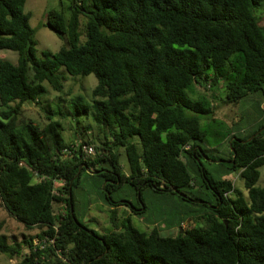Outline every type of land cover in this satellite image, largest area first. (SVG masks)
Wrapping results in <instances>:
<instances>
[{"label": "trees", "instance_id": "1", "mask_svg": "<svg viewBox=\"0 0 264 264\" xmlns=\"http://www.w3.org/2000/svg\"><path fill=\"white\" fill-rule=\"evenodd\" d=\"M66 1L46 24L66 45L40 60L26 0H0V50L18 55L17 64L0 59V199L27 230H40L21 243L0 235V253L16 264H264V130L257 134L264 97L256 109L261 121L229 136L225 153L208 147L201 129L200 117L216 108L206 96H190L209 82L223 84L226 105L264 96V27L256 14L264 0ZM62 68L97 79L92 104L79 96L73 106L81 115L94 111L98 134L83 126L78 137L88 139L75 144L53 121L57 111L48 110L44 126L23 116L24 105L47 95L46 84L64 92ZM94 144L95 157L86 156L84 147ZM210 161L218 163L215 172ZM81 165L88 168L75 178ZM83 177L96 189L89 196L110 208L111 232L99 234L78 218ZM125 187L139 206L119 195ZM146 194L174 204L177 236L119 224L120 208L148 211ZM56 205L67 207L62 220ZM187 221L195 226L183 231ZM47 235L56 237V249L34 250L33 240Z\"/></svg>", "mask_w": 264, "mask_h": 264}, {"label": "rangeland", "instance_id": "2", "mask_svg": "<svg viewBox=\"0 0 264 264\" xmlns=\"http://www.w3.org/2000/svg\"><path fill=\"white\" fill-rule=\"evenodd\" d=\"M69 3L63 0H26L25 12L30 14V24L35 30V38L37 41L36 57L38 59H44V52H59L66 42L60 39L47 24V14L51 10H64L67 9ZM261 15V25L264 27V5L256 10V14ZM0 59L10 61L14 64L18 62V55L12 51L0 50ZM66 77L65 89L63 93H56L52 91L49 86L47 95L41 100L39 105L26 104L23 107V116L32 120L39 126H44L48 123L47 116L50 114L48 110L57 111L60 113L58 116L53 117L54 122L62 124L64 131L62 132L65 141L68 144H75L82 139H88L87 135L78 137L83 133L82 127L86 125L92 126L93 130L89 136H97L98 129L95 126L94 111L91 110L88 115L79 114L76 112L73 106L75 98L81 96L86 100L87 104H92V92L97 86V79L94 75H90L86 78L69 76L64 68L61 69L60 74ZM209 82L207 89L199 86L195 87L193 95L190 96L194 99L201 96H206L207 100L213 105L215 115L213 117L201 116V129L206 137V145L211 148H218L223 152H227L229 149L228 137L234 132L238 133L240 128H245L250 123V118L257 114L255 101L257 99H263V94H254L242 101L239 106L226 105L220 101L221 97H224L222 92L223 84H219L215 87H211ZM210 86V87H209ZM251 114V115H249ZM96 144H94V147ZM121 166L124 171H127V157L125 153L120 151ZM95 156H92L94 158ZM207 169L211 172H215L219 169L216 162H205ZM261 178L258 183L259 187H264V166L260 168ZM232 178L236 177L232 176ZM82 188L84 193L80 194V202L77 207V216L80 221L87 225L90 229L95 230L99 234L111 232L112 224L110 220L111 211L110 208L100 201L96 194V189L93 188V181L82 179ZM243 184L238 179V185ZM90 188L92 189V195L89 196ZM81 192V191H79ZM131 190L129 187L122 188L119 192L120 196H126L129 200L133 201L136 206L139 204L131 196ZM117 199L118 196L114 195ZM146 204L149 207L148 211L143 215H137L133 212L132 208L119 209V224L128 223V220L140 231L149 232L154 227H157L161 231L163 237H175L179 232L178 227H173V224L178 223L177 210L174 208V204L171 201L162 200L159 196L151 195L148 198L145 195ZM139 199V198H138ZM177 203L180 201L177 197H173ZM171 200V199H170ZM89 202L93 203L92 207L87 209ZM192 208H196L194 204H188ZM64 206H55V212L58 213ZM197 209V208H196ZM195 226L191 221H187L181 229L183 231L189 227ZM0 235H6L9 237L10 242L21 243L25 237L37 235L40 230L37 228L27 230L18 220L11 216L4 208L0 199ZM173 227V228H172ZM18 259H10L9 256L0 253V264H16Z\"/></svg>", "mask_w": 264, "mask_h": 264}, {"label": "built area", "instance_id": "3", "mask_svg": "<svg viewBox=\"0 0 264 264\" xmlns=\"http://www.w3.org/2000/svg\"><path fill=\"white\" fill-rule=\"evenodd\" d=\"M186 149H189V147L187 146ZM83 152L86 156H94L96 154V150L94 146H85L83 149ZM67 153V151H66ZM54 194H56V192L54 191ZM65 207V206H64ZM65 207L64 209H61L57 215L60 217V219L62 220L63 218H65L67 211H66ZM53 230H55L56 232H58V226H54ZM33 245H34V250L36 249H40V250H45L48 247H51L52 249H56V237L55 236H45L43 238H35L33 240ZM59 250H56V253L59 254Z\"/></svg>", "mask_w": 264, "mask_h": 264}, {"label": "crops", "instance_id": "4", "mask_svg": "<svg viewBox=\"0 0 264 264\" xmlns=\"http://www.w3.org/2000/svg\"><path fill=\"white\" fill-rule=\"evenodd\" d=\"M258 100H259V99H257V100L255 101L256 109H257L258 102H259ZM261 108H262V109L264 108V103L261 105ZM249 115H251V114H249ZM259 117H260V118H259ZM261 119H262V116L259 114V112H258L255 116L253 115V117L250 118L249 126L243 128V129L241 130V132H242V131L247 132V131L250 130L253 126H255L257 123H259V122L261 121ZM253 120H254V121H253ZM255 120H256V121H255ZM120 209L123 210V208H120Z\"/></svg>", "mask_w": 264, "mask_h": 264}, {"label": "water", "instance_id": "5", "mask_svg": "<svg viewBox=\"0 0 264 264\" xmlns=\"http://www.w3.org/2000/svg\"><path fill=\"white\" fill-rule=\"evenodd\" d=\"M264 129L260 130L257 134H260ZM255 136H253L250 140H252ZM218 163H221V164H224V163H229L228 161H225V160H221V161H218ZM85 168L87 169V165H81L80 169H79V172L77 173L76 177L75 178H78L80 176V173L82 171V169ZM89 171V170H88ZM92 173V172H91ZM74 181H72L73 183ZM179 195L183 198H185L186 196L184 194H181L179 193Z\"/></svg>", "mask_w": 264, "mask_h": 264}]
</instances>
